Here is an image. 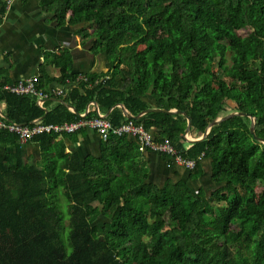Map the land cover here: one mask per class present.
<instances>
[{
  "label": "trees",
  "instance_id": "obj_1",
  "mask_svg": "<svg viewBox=\"0 0 264 264\" xmlns=\"http://www.w3.org/2000/svg\"><path fill=\"white\" fill-rule=\"evenodd\" d=\"M39 5L57 29L93 39V55L105 54L112 70L71 75L66 55L55 58L59 79L40 70L33 80L48 96L43 109L0 81V117L62 125L93 119L87 108L96 104L113 128L140 127L196 168L188 182L158 186L134 139L110 135L97 157L68 154L65 141L76 144L85 132L24 144L40 153L26 162L20 140L0 131V148L14 151L0 168V264H264V0ZM6 8L0 2V26ZM67 82L76 88L54 103L61 98L47 88ZM232 114L245 116L209 131ZM188 118L191 137L208 133L205 140L186 139ZM203 161L218 186L210 193L190 186L203 177Z\"/></svg>",
  "mask_w": 264,
  "mask_h": 264
},
{
  "label": "crops",
  "instance_id": "obj_2",
  "mask_svg": "<svg viewBox=\"0 0 264 264\" xmlns=\"http://www.w3.org/2000/svg\"><path fill=\"white\" fill-rule=\"evenodd\" d=\"M0 2L7 4L5 18L0 26V81L2 83L8 81L10 84H18L36 80L39 78L40 70L51 79H59L60 70L56 67L55 58L63 55L69 59L71 75H105L112 70L105 54L93 55L91 51L93 39H84L75 34L79 28H74L75 31L70 32L71 34L59 35V29L56 28L51 17L41 11L39 0H0ZM76 86L67 82L64 86L52 84L47 89L53 96L60 97L64 102ZM56 93L62 95H54ZM53 102L60 103L56 100ZM119 108L126 115L123 108L121 106ZM97 109L96 104H91L87 112L94 113ZM127 113L131 116L129 112ZM143 116L141 115L139 119ZM105 118L107 119V116ZM85 133L84 136L78 137L76 144L65 141L68 154L78 153L82 158L99 156L102 139L94 132ZM186 137L190 143L200 140H194L190 132L186 134ZM61 140L60 138L59 141ZM22 145L25 161L27 162L30 157L34 162H39L38 146ZM184 147L186 150L189 149V145ZM13 152V149L0 148V168H5L3 161L6 153ZM142 157L148 165L152 183L163 186L167 182H188L190 172L184 168L179 166L169 168L168 160L150 152L143 153ZM202 168L205 172L210 171L207 161L202 162ZM203 177L190 183L192 187L197 183L193 189L195 192L202 188L198 182H202Z\"/></svg>",
  "mask_w": 264,
  "mask_h": 264
},
{
  "label": "built area",
  "instance_id": "obj_3",
  "mask_svg": "<svg viewBox=\"0 0 264 264\" xmlns=\"http://www.w3.org/2000/svg\"><path fill=\"white\" fill-rule=\"evenodd\" d=\"M5 91L10 92L19 97L34 96L38 98V105L44 108L48 98L42 92L37 91L33 81L18 83L14 87L6 86ZM54 95L61 96V93ZM96 117L90 120H80L73 123H65L62 125H43L40 122L32 126L18 125L7 122L4 117H0V131H6L15 135L22 144L32 142L36 138L48 134L58 136L75 135L80 132H94L100 136L102 141L108 139L110 135L119 138H131L137 141L141 153L150 152L156 155H165L169 158L168 167L179 166L191 172L196 168V162L182 158L176 149L170 143L159 144L154 137L140 127L132 125H123L119 128H113L111 123L103 116L100 111L96 110ZM86 115H82L84 118Z\"/></svg>",
  "mask_w": 264,
  "mask_h": 264
},
{
  "label": "water",
  "instance_id": "obj_4",
  "mask_svg": "<svg viewBox=\"0 0 264 264\" xmlns=\"http://www.w3.org/2000/svg\"><path fill=\"white\" fill-rule=\"evenodd\" d=\"M60 103L61 104H65L63 101H60ZM122 107V106H121ZM123 108V110L125 111V113H126V115L128 116V118L129 119H133L128 113H127V110L124 108V107H122ZM74 112V111H73ZM150 112H158V111H148L147 113H150ZM169 113H171V114H178L176 111H172V112H169ZM243 116H245V115H243V114H232V115H230V116H227V117H225V118H220V119H218V120H216V121H214L213 123H212V125L210 126V128H209V131H210V129L214 126V125H217V124H220V123H223V122H226V121H228V120H230V119H233V118H235V117H243ZM139 118H135V120H138ZM188 120V128H187V134H189V132H190V129H191V119H187ZM255 119H253V124H252V128H251V134H252V136H254L255 137V135H256V133H255ZM208 136V133L203 137V138H201L199 141H192L191 143H197V142H200V141H203V140H205L206 139V137ZM186 139H187V137H186ZM189 139V138H188ZM263 144H264V142H263Z\"/></svg>",
  "mask_w": 264,
  "mask_h": 264
},
{
  "label": "rangeland",
  "instance_id": "obj_5",
  "mask_svg": "<svg viewBox=\"0 0 264 264\" xmlns=\"http://www.w3.org/2000/svg\"><path fill=\"white\" fill-rule=\"evenodd\" d=\"M49 25H50V23H49ZM74 31L75 30L73 28H69V27L62 28V29H59V35H68V34H71L70 32H74ZM187 172H189V171H187ZM203 172H204V177H203L204 180H202V182H200V181L198 182L200 187L206 188L207 192H209V193L216 190V188L218 189V186L213 184L210 180V171L205 172V170H203ZM206 176H208V177H206ZM196 184L197 183L193 184V187L191 186V188L194 189ZM215 212H216V206H215ZM103 222H104V220L103 221L101 220L99 222V224H102Z\"/></svg>",
  "mask_w": 264,
  "mask_h": 264
}]
</instances>
